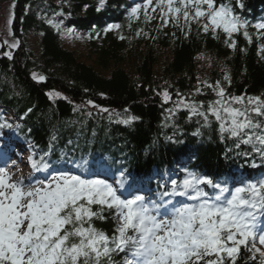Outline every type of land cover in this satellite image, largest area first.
Masks as SVG:
<instances>
[{"label":"trees","instance_id":"trees-1","mask_svg":"<svg viewBox=\"0 0 264 264\" xmlns=\"http://www.w3.org/2000/svg\"><path fill=\"white\" fill-rule=\"evenodd\" d=\"M65 2L63 21L67 28L86 35L92 64L81 62L61 46L59 36L37 19L32 0H17L13 29L22 43L28 32H40L38 52L22 46L12 52L11 59L0 56V125H5L8 112L17 117L29 112L19 123L18 135L35 145L38 158L48 153L49 162L75 166L86 162L87 166H104L115 175L123 172L125 180L137 188L153 189L157 197L164 189L154 173L162 177L177 172L182 179L188 170L224 183L237 175L233 182L258 179L264 173V156L257 151L262 146L255 141V136L264 135V117L249 114L261 125L249 131L252 143H243L248 138L242 134L227 136L209 114L211 91L199 84L203 61L199 57L203 56L211 64L208 77L221 80L229 98L264 99V35L253 27L255 19L264 17V0H241L242 9L237 0H217L218 4L230 2L250 25L251 42L241 30L232 37L235 49L228 47V38L219 30L215 38L193 22L189 31L182 18L179 27L171 18L161 27L159 9L148 23L141 10L140 20L129 27L126 1L106 0L100 11L99 0ZM23 4H28L26 9ZM111 24L121 28L105 31ZM165 51L169 57L162 65L159 59ZM159 69L157 77L167 81L162 82L167 93L195 104L207 120L183 110L165 118L157 90L159 79L154 75ZM33 73L45 79H33ZM226 73L230 82L223 79ZM50 93H59V97L52 98ZM75 106L97 112L108 109L137 119L124 124L106 116L86 117V111L83 114ZM104 215L107 218L96 220L95 226L111 235L116 222L109 212ZM123 258V253L114 254L113 264H122ZM237 264L254 262L242 250Z\"/></svg>","mask_w":264,"mask_h":264},{"label":"snow or ice","instance_id":"snow-or-ice-1","mask_svg":"<svg viewBox=\"0 0 264 264\" xmlns=\"http://www.w3.org/2000/svg\"><path fill=\"white\" fill-rule=\"evenodd\" d=\"M105 3L99 0L97 11ZM237 4L244 7L241 0ZM149 8L152 13L159 9L161 27L168 25L169 18L179 27L182 18L189 31L193 22L203 32L211 31L215 38H219V30L228 38L225 43L231 49L236 48L233 35L241 30L251 42L248 21L235 12L230 2L155 0L153 4V0H143L128 12L129 27L132 21L140 20L141 10L145 23L155 19ZM8 23H12L11 18ZM253 27L264 30V21ZM120 28L119 24H111L105 31ZM72 31L69 29V34ZM142 31H137V36ZM6 55L12 58L11 52ZM33 79L43 81L45 77L33 73ZM224 80L230 82L227 73ZM214 90L220 99L209 105V112L221 121V132L238 137L245 129L261 127L249 113L264 117V99L234 96L225 102V89L219 81ZM163 95L167 102L169 94ZM233 103L252 107L241 110ZM178 107L190 108L207 120L195 104L181 100ZM135 119L121 122L131 124ZM255 141L262 146L257 151L264 156V135L255 136ZM252 142V136L243 141ZM47 155L29 158L35 172L49 170ZM78 167L85 171H60L34 183L30 177L13 179L7 167H0V264H113L116 253L124 254L122 264H237L242 250L250 254L254 264H264V179L230 188L212 177L186 170L182 179L171 180L170 188L161 185L164 190L158 200H150L138 192L126 195L120 190L125 187L123 172L119 187H115L103 179L91 178L86 162ZM106 211L116 222L111 235L95 226L96 220L107 218Z\"/></svg>","mask_w":264,"mask_h":264},{"label":"rangeland","instance_id":"rangeland-1","mask_svg":"<svg viewBox=\"0 0 264 264\" xmlns=\"http://www.w3.org/2000/svg\"><path fill=\"white\" fill-rule=\"evenodd\" d=\"M35 5L33 7V11L35 12L37 19L40 20L41 22L43 21L45 23L46 26L50 27L53 32L55 34H57L60 38V43L61 46L68 50V51H72L73 53L76 54V56H78V58L80 59L81 62H84L87 65L92 64L93 59L91 58V56H89L91 53H89V47H88V42L86 39V35L80 34L79 32L73 30L71 34H69L68 30L69 28L66 27L65 22L63 21L64 18L66 17L64 14V5L67 4V2H65V0H32ZM17 5V0H0V56L1 55H6V53L8 52H15L17 51L19 48L21 49L22 46L25 50L29 51H33L34 53L38 52V39L40 38L41 34L40 32H34V29L30 32H28L25 36L24 43H22L20 41L19 38L16 37V35L14 34V21H15V7ZM25 5V4H23ZM28 4L25 5V9L26 6ZM24 12V11H22ZM24 16H26V14H24ZM12 19V23L9 24L8 20ZM92 39L94 41H97V38H93ZM5 41H7V43H5ZM16 41H19L17 47L12 48L10 47V45ZM164 54H162L161 58L159 59V62L162 64L164 61L168 60L169 54L167 53V51L163 52ZM166 56V57H165ZM166 58V59H164ZM167 62V61H166ZM210 61H208L207 59L203 58V61L199 63V71L201 73V79L199 81V84H203V86H206V84H210L213 85V87H208V89L211 91V96L214 97L212 102H210V104H214L215 101H217L218 99H220V97L217 95V90L215 89V85L216 82L219 81L221 86L222 85V81L218 80V79H210V77H208V72H209V67L211 66V64L209 63ZM164 65V63L162 64ZM157 69V68H156ZM132 70V69H131ZM211 70V69H210ZM156 71V70H155ZM160 73V69L157 72H154V75L156 74V79L158 80V86H157V90L160 92L161 95V107L164 111V116L166 119H171L174 116L177 115L178 111L180 112L181 110L183 111H187L190 114H193L190 108H185V107H178V104L181 100H183L186 104H190L189 102L185 101L183 98H178V99H174L173 97H171L170 95V99L165 102L164 100V93L168 92L167 88H164L163 85L164 83L162 82H167L165 80V78H163V76L157 77V75ZM163 71L161 70V75H162ZM36 74V73H35ZM38 76V75H37ZM224 79V76H223ZM166 86V84H165ZM167 87V86H166ZM168 88H170V86H168ZM50 96V95H49ZM52 98H58L59 96L57 95H52ZM231 98H229L226 94H225V102H228ZM208 104V106L210 105ZM166 105V106H165ZM233 107H237V108H241V110L244 109L245 106L247 107H252L251 105H239V104H232ZM75 109L77 111H79L78 109H83V114L86 111L87 115L86 117H102V116H106L108 119H114V121H118L121 122L124 119H128L130 118L129 116L126 117V114H121L119 112H113V111H101V112H97L96 110H91L88 109L87 107H82V106H75ZM85 110V111H84ZM209 111V109H208ZM124 113V112H122ZM209 114L214 118V120L216 121V123L218 124V128L220 129V124L221 121H218L216 119V117L214 115L211 114V112H209ZM251 115V113H249ZM107 115H111L113 117H109ZM222 116H225V114L223 112H221ZM6 119L8 122H10L11 127H16L17 124V120L16 117L13 116V114L11 112H8V116H6ZM241 120H243V117H240ZM112 121V120H111ZM122 123V122H121ZM252 128L249 129H245L241 134L242 136L246 137V135H248L249 131H251ZM224 134H227V136H231L230 133L228 132H222ZM2 135L4 138H8L10 139L11 135L10 133H5L2 132ZM232 137V136H231ZM240 137V136H238ZM21 142V141H20ZM20 146H18V148L14 151V154L17 153V156L20 159V162L17 166V174L20 173L22 175V177L24 175H27V172L30 171V165L29 167H27V164L24 163L27 159V161L29 160V157L32 156V151L29 153L28 151V146L27 144H22V142L20 143ZM32 170V167H31ZM14 171V173L16 172ZM50 175H54L50 172L46 173V177H44L43 179L39 178L38 180H46Z\"/></svg>","mask_w":264,"mask_h":264},{"label":"bare ground","instance_id":"bare-ground-1","mask_svg":"<svg viewBox=\"0 0 264 264\" xmlns=\"http://www.w3.org/2000/svg\"><path fill=\"white\" fill-rule=\"evenodd\" d=\"M108 17L111 18L112 17V14H108ZM15 167V166H14Z\"/></svg>","mask_w":264,"mask_h":264}]
</instances>
